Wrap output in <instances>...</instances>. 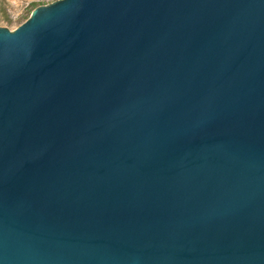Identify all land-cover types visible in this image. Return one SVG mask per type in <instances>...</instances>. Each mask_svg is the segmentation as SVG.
I'll list each match as a JSON object with an SVG mask.
<instances>
[{"label": "water", "instance_id": "obj_1", "mask_svg": "<svg viewBox=\"0 0 264 264\" xmlns=\"http://www.w3.org/2000/svg\"><path fill=\"white\" fill-rule=\"evenodd\" d=\"M0 264H264V0L0 22Z\"/></svg>", "mask_w": 264, "mask_h": 264}, {"label": "rangeland", "instance_id": "obj_2", "mask_svg": "<svg viewBox=\"0 0 264 264\" xmlns=\"http://www.w3.org/2000/svg\"><path fill=\"white\" fill-rule=\"evenodd\" d=\"M45 0H0V22L9 26L21 25L30 11Z\"/></svg>", "mask_w": 264, "mask_h": 264}]
</instances>
